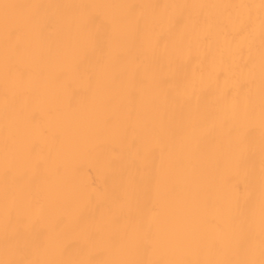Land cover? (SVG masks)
Masks as SVG:
<instances>
[{"label": "bare ground", "instance_id": "6f19581e", "mask_svg": "<svg viewBox=\"0 0 264 264\" xmlns=\"http://www.w3.org/2000/svg\"><path fill=\"white\" fill-rule=\"evenodd\" d=\"M0 264H264V0H0Z\"/></svg>", "mask_w": 264, "mask_h": 264}]
</instances>
